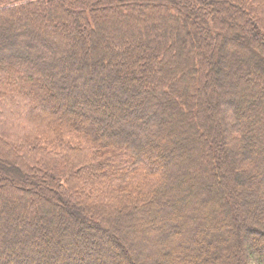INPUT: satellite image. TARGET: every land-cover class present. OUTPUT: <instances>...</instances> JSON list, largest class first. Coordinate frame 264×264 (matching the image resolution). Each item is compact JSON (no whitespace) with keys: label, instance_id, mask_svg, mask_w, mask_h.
I'll return each instance as SVG.
<instances>
[{"label":"trees","instance_id":"trees-1","mask_svg":"<svg viewBox=\"0 0 264 264\" xmlns=\"http://www.w3.org/2000/svg\"><path fill=\"white\" fill-rule=\"evenodd\" d=\"M257 226L264 0H0V264H264Z\"/></svg>","mask_w":264,"mask_h":264},{"label":"rangeland","instance_id":"rangeland-1","mask_svg":"<svg viewBox=\"0 0 264 264\" xmlns=\"http://www.w3.org/2000/svg\"><path fill=\"white\" fill-rule=\"evenodd\" d=\"M249 222H251L250 220H249ZM252 224V223H251ZM254 224V223H253ZM258 228H261L260 230H264V228L262 227V226H257Z\"/></svg>","mask_w":264,"mask_h":264}]
</instances>
